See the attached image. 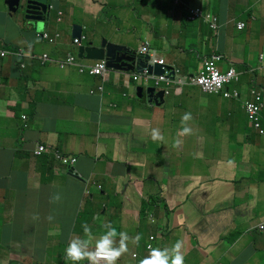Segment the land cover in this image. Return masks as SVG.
Wrapping results in <instances>:
<instances>
[{
  "label": "crops",
  "instance_id": "crops-1",
  "mask_svg": "<svg viewBox=\"0 0 264 264\" xmlns=\"http://www.w3.org/2000/svg\"><path fill=\"white\" fill-rule=\"evenodd\" d=\"M133 1L54 0V4L58 12L80 22L65 31L70 38L78 25L86 41L97 48L106 40L139 53L148 44L151 53L186 76L199 73L206 58L224 55L219 64L223 71L234 68L244 73L240 82L229 86L239 98L187 87L160 107L148 102L149 86L134 82L133 73L109 71L102 79L76 68L40 63L46 54L58 62L76 53L73 39L74 52L59 43L48 44V51L45 42L29 47L2 43L0 50L21 51L24 59L0 62V149L8 152L7 158L0 156V264H12L13 257L16 264H60L73 235L83 237L84 224L99 237L103 225L111 223L130 237L141 234L148 246L152 237L165 233L155 243L158 248H171L182 240L185 259L199 248L217 264H250L264 249L260 231L264 160H257L264 152V136L253 128L243 108L254 85L264 91V0H140L136 26L130 18L133 13H122ZM196 5L204 15L191 21L190 10ZM207 12L221 17L219 33L210 28ZM14 16L8 9L9 23L0 25V33L10 31ZM238 22L247 27L240 30ZM118 23L127 26L125 34L115 27ZM39 32L67 38L62 30ZM130 33L138 40L137 47L128 40ZM17 110L24 124L18 131ZM185 113L192 115L187 124L192 132L180 137ZM153 129H159L163 141H153ZM16 143L35 163L22 157ZM37 145L78 158V173L99 192L91 188L92 198L86 201L82 183L68 177V170L50 163L51 156L42 160L33 156ZM259 170L260 181L251 185ZM47 176L55 184H44ZM236 189L246 193L245 199L236 198ZM218 192L221 209L208 211ZM56 193L62 199L51 203ZM191 214L208 215L209 226H198L189 219ZM9 237L12 241L5 245ZM248 237L254 240L251 250ZM129 250L123 264L145 258L138 253L134 258L137 246L131 243ZM216 257H222L220 262Z\"/></svg>",
  "mask_w": 264,
  "mask_h": 264
},
{
  "label": "clouds",
  "instance_id": "clouds-1",
  "mask_svg": "<svg viewBox=\"0 0 264 264\" xmlns=\"http://www.w3.org/2000/svg\"><path fill=\"white\" fill-rule=\"evenodd\" d=\"M197 1H200V0H197ZM27 3H28L27 0H22L21 8L23 7V9L22 10L20 9L15 16H17V15L22 16L26 22L32 23V22H29V21H27L25 19L26 15L25 16L22 15V12L24 11V9L27 8V7H25V5L28 6ZM194 7L195 8L197 7V8H199L201 10L202 16L200 18H203L204 11H203L202 7L200 5H196ZM53 10H54L53 7H51L49 5V2H48V13H49V16L53 12ZM59 14H61V16L59 15V17H62L63 14L61 12ZM208 15L213 16L210 12H207V16ZM49 16L47 17L46 21H48ZM205 19H206V16H205ZM59 20H60V22H59ZM58 23H61V19H58ZM240 24H245V27L240 28ZM75 26H78V25H75ZM236 26L240 30H243V29H245L247 27V24L245 22H238L236 24ZM210 28H211V26H210ZM213 31L215 33L219 32V31H215V30H213ZM44 34H47V33L37 34V39L39 41H42V42H45V43H49L48 41H44V40L38 38V36H42ZM47 35L51 39L54 40L53 44L49 43L50 45H55L57 43V40L60 38L59 35H56V36H50L49 34H47ZM75 40H78V39H75ZM75 40L73 39V46H75L74 45V41ZM78 41L80 43V46H75L77 48L76 54L69 55L67 57V59H65L63 61H58V62H54L53 60H51V58L48 55H43L41 57V59H40V63L42 65L56 64L60 69L76 68L79 71L80 74H88V75H90V72H89V70L87 68L95 67L96 64L99 63V62H87L84 59L80 60L79 59V49H80L81 46H85L83 44V42L86 41V38L83 36L82 40H78ZM91 44H93V43H91ZM0 52L7 53L6 58H4L0 62H3L5 60H7L9 57H14V58H18V59H24V56L21 53V51L10 53V52H7V51L0 50ZM139 54H140V52H139ZM44 56L48 57V59H49L48 62H45V63L43 62V57ZM214 57H221V60L219 62H217L218 65L221 64V62L224 60V55L216 54V55H214L212 57L206 58L204 60V63H205V61L207 59H213ZM69 58H74L75 59V65L74 66H66V67L62 68L61 64H65L69 60ZM150 59H151V57H150ZM149 61L146 62L147 65L148 66H154V65H149L148 64ZM82 62H87V63H89V64L91 63V64L90 65H83ZM103 62H105V61H103ZM155 65H157V64H155ZM15 67H16V65H15ZM106 67H107V63H106ZM166 67H168V66L165 63V66L163 67V69L165 71H167ZM219 67H220V65H219ZM24 69H25V66L21 64L19 66V70L23 71ZM82 69H85V72L81 73ZM169 69H176V68L172 67V68H169ZM231 69H234V68H231ZM176 70H178V68ZM235 70L240 74L239 80H236V81L230 83L227 86V88H226V90L224 92H221L219 94H211V95H224V96H226V94H230V96H232L233 98L234 97L235 98H239L240 95H239V93L237 91H235L234 93H231L230 89H229V86L231 84L240 82L241 79H242V76L244 75V73H242V72L240 73L237 69H235ZM108 72H109V70L107 69V73H106L105 77H100V76H96V77H100L102 79H106V76H107ZM223 72H227V71H223ZM199 73H197V74H199ZM141 74H133V75L139 76ZM151 74H153V73H151ZM197 74H195V75H197ZM195 75H192V76H195ZM90 76H92V75H90ZM157 77H161V76H157ZM188 77H190V76H188ZM137 82H143V81H137ZM148 86H149V88H154L155 90H157L154 87L153 83H151ZM193 87H198V86H192L191 88H193ZM199 88L202 90L201 87H199ZM100 89L103 90V88H100ZM184 89L185 88H183L182 91ZM157 91L158 92H163V91H160V90H157ZM176 92H178V91L172 92L171 95L173 93L175 94ZM254 92H256L257 94L262 96L263 110H262V112L260 114V118L262 117V115L264 116V91L262 89L258 88L257 85H254L250 89L251 98H250V100H248L244 104L243 108L247 112L249 120L254 125V129L257 132H259L262 136H264V123L260 122L261 126L258 127L257 126V122L251 118V115H250V113L248 112V109H247L248 102H255L256 101V95L254 94ZM207 94H209V93H207ZM164 98L166 99L167 97H165V95H164ZM23 119L25 120V118H23ZM191 119H192L191 113H185L183 115V117L181 118L182 128H181V131L178 133V136L183 137V136H187V135L191 134L192 129L187 126L188 122ZM151 137H152L153 141H163L164 140V136L159 131V129H153L152 132H151ZM179 145H180V140H177L176 141V146L179 147ZM33 156L35 158H37V159L38 158L40 159L42 157L51 156L49 162L54 164V165L57 164L60 168L68 170V177H70V178L82 183V186L85 189V193H84L85 194V200L86 201L87 200H91L93 194L91 193L90 189L91 188H95L97 190V188H96V185H91L90 182H87L86 180H83L82 176L78 173V171H77V167H78V164H79V159L78 158L72 157V156H64V155L60 154L59 152L53 150L52 148L44 146V145H37L35 150L33 151ZM70 173H71V175H70ZM99 190H100V188H99ZM61 199H62L61 195L59 193H56L50 198V202L51 203H59L61 201ZM33 218L34 219H38V216H34ZM51 219H53V217L50 216L49 220H51ZM153 223H156V222L153 221ZM262 226H264V224L260 226V231L264 232V230L261 229ZM82 228H83V237L77 236L75 234L73 235V237L69 240V243H68V245H67V247L65 249V257H64L63 261L60 264H119V262L121 261V258L123 256H125L126 254H128L129 251H130L129 250V243H131L134 246H139V242L142 239L141 234L138 233L134 237H130L127 232H121L119 228L115 227L111 223H106V224L103 225V228L105 229V231L102 234H100L99 237H97L96 235L93 234L92 229H91V227L88 224L82 225ZM164 236H165V233L162 234L159 237H152L151 238L150 244L148 246L149 255L147 257L141 259L139 261V264H188V258L185 259V255H184V252H183L184 245H183V241L182 240H178L171 248H167L166 247V248L161 249V248H158V247L155 246V243L158 241V238H162V240H163ZM133 256H134L135 259H138V257H139L138 254H137V256H135V253H133Z\"/></svg>",
  "mask_w": 264,
  "mask_h": 264
},
{
  "label": "rangeland",
  "instance_id": "rangeland-1",
  "mask_svg": "<svg viewBox=\"0 0 264 264\" xmlns=\"http://www.w3.org/2000/svg\"><path fill=\"white\" fill-rule=\"evenodd\" d=\"M6 1L7 0L0 1V25L9 23V19L7 17H5V14L8 11V8H7L6 4H5ZM49 5L51 7H53L54 10L50 14L48 21H46L45 23H42V24H40V23L39 24L26 23V22L21 21L20 19H18V18H20L19 15L12 17V19H11L12 23H11L10 31L8 33H6V34L0 33V47H1L2 43H8V44L11 45V47H29L30 45L34 44V42H36V41L39 42V43H44V42H41V41H39L37 39V34H38L39 31H45L46 30V31L54 33L56 31H61L62 30L63 35L66 36L67 38L66 39H64V37L63 38H59L57 40V43H59L60 45L64 44L67 52H71V51L74 52V49L71 47L72 37L71 38L69 37L70 33L67 36L65 34V31H66V33H68L69 31H67V28L72 26V24L74 22H77L78 24H80V22H78L77 20H75L73 18L68 17V15L64 14V11L62 12L64 14V16L63 17H59V13L60 12H58L59 9L54 4V0H51V2H49ZM140 5H141L140 0H134L132 2V4L127 5L125 7V9H122V13H124V14H129V12L133 13L130 18H131V21H133V23L135 21V26H136V16H137V18H139V16H140L138 13H136L135 10ZM58 19H61V21L63 23L62 24H58L57 23ZM115 27H119L120 30L122 31L121 33H123V34L126 33L127 26L126 27H121L120 23H118L117 25H115ZM35 28H38L39 30H36ZM39 33H41V32H39ZM89 33H90V31L87 32L88 35H89ZM47 34H49V33H47ZM83 36L86 38V35H84V33H83ZM59 37H60V35H59ZM127 38H128V40L130 42L134 43L135 47L138 46V40L136 39V37H134V34L130 33L127 36ZM45 44H47L46 45V50L47 51L50 50V46H49L50 44L49 43H45ZM83 44L85 46H88L91 43L88 42V41H84ZM39 48H40V46H39ZM39 48H38V52H39ZM39 54H40V52H39ZM73 54H76V53H73ZM82 63H86V62H82ZM259 74H260V72H259ZM259 74L257 72L255 75L248 76V78H253V77H255V76L259 75ZM243 76H242V78H243ZM15 113L17 114V119L16 120H17V131H18V128L23 126L24 124L21 121L22 115H20V110H17ZM18 141L19 140H18V137H17V143H18ZM17 143L15 144L14 147L17 148V150L19 152H21L22 157H24L28 161V163L30 165L35 163L31 156L26 155V154H24L22 152V150L20 148V145H18ZM8 149H10V147H8ZM0 156H2L4 158H7L8 157V152L7 151H1V149H0ZM42 159H44V157L40 158L39 160H42ZM257 160L262 163V161L264 160V152L258 153ZM44 172H45V174L47 173L46 170H44ZM261 172H262L261 170L257 171V174L255 175V178H257L256 181H260L258 178H259V174ZM232 181H234V185L236 186V179L233 178ZM43 183L44 184L51 183L52 185L55 184V183H53V182H51L49 180L48 176L44 180ZM263 194H264V191H263ZM245 197H246V193L245 192H241L239 189H236V198L243 200V199H245ZM220 200H221V195L218 192L217 195H216L215 203L209 205L207 210L209 211L211 209V207H214V209H217V210L221 209L222 205L220 203H218V201H220ZM83 213H86V211H84ZM191 216L192 217L189 218V219L194 220V222L198 226L208 227L209 224H210L207 221V219L210 218V217H208V215H206V214H199L197 216L191 214ZM164 222L166 223V219L165 218H164ZM0 228H2L1 223H0ZM241 233L242 232L240 231L239 234H241ZM227 234H229V232H227L225 235H227ZM12 238L13 237L7 238L4 244L5 245L10 244V242L12 241ZM253 242H254V240H253L252 237H250V238L248 237L247 238V245H248V249L249 250L252 249ZM135 253L140 254L142 257H147L149 255V252H148V241H147V239L144 236H142V239L140 240L139 246H137V250L135 251ZM128 256H129V254H126L125 256H123L121 258L122 264H123V262L125 260H128V259H126ZM187 258H188V264H217L218 263L217 261L212 259L208 253H206L203 250H200L199 248H195L194 250L190 251L189 252V257H187ZM216 259L220 262L222 257H216ZM16 260H17V258L13 257L12 258V264H16L15 263ZM136 264H139V261H137ZM250 264H264V249L261 252H259L258 255L256 257H254L250 261Z\"/></svg>",
  "mask_w": 264,
  "mask_h": 264
},
{
  "label": "built area",
  "instance_id": "built-area-1",
  "mask_svg": "<svg viewBox=\"0 0 264 264\" xmlns=\"http://www.w3.org/2000/svg\"><path fill=\"white\" fill-rule=\"evenodd\" d=\"M61 16V14H59ZM202 16V12L199 8H192L190 10V20L195 21ZM206 20L211 24V28L215 31H218V20L213 16L208 15ZM60 22V20H59ZM245 27V24H240V28ZM219 33V32H217ZM58 37V36H57ZM39 39L44 41H48L53 44L54 40L51 39L47 34L42 36H38ZM75 46H80L78 40L74 41ZM140 54L150 55L151 59L149 61V65H160L162 67L165 66V61L162 58L157 57L155 53H151L150 47L148 44H145L140 51ZM7 53L0 52V61L6 58ZM221 60V57H214L213 59H207L204 63L203 69L199 74L195 76H185L180 70L169 69L165 71L164 75L161 77L154 76L149 72L148 69H145L143 73L139 76L134 77V81H143L146 85L154 84V87L157 90L163 91L165 97H169L174 91H182L183 88L198 86L201 87L205 93L209 94H219L224 92L227 86L239 80L240 74L235 69H230L227 72H223L219 67L218 63ZM49 59L47 56L43 57V62H48ZM75 59L69 58V60L65 64H61V67L64 68L66 66H74ZM92 76H100L105 77L107 73V67L105 62H99L95 67L87 68ZM85 72V69L81 70V73ZM102 91V89H100ZM256 95L255 102H248V112L251 115V118L257 122V126L260 127V114L263 110L262 96L254 92ZM226 96H230V94H226ZM264 230V226L261 227Z\"/></svg>",
  "mask_w": 264,
  "mask_h": 264
},
{
  "label": "water",
  "instance_id": "water-1",
  "mask_svg": "<svg viewBox=\"0 0 264 264\" xmlns=\"http://www.w3.org/2000/svg\"><path fill=\"white\" fill-rule=\"evenodd\" d=\"M28 6L26 8L25 19L32 23L42 24L46 22L48 13L47 0H27ZM22 0H8L6 5L9 9L10 15L14 16L21 8ZM83 28L80 26H74L72 29V38L82 40ZM79 59L87 62H103L107 63V69L109 71L121 72V73H133L141 74L144 69H148L150 73L155 76H163V67L159 65L148 66L146 62L150 60L149 55H143L139 53H133L125 46H117L108 43L106 40L102 41L100 47H94L93 44L81 46L79 49ZM168 71L169 68L166 67ZM138 98L142 99L143 89H138ZM147 100L149 103H154L160 107L164 105L165 98L163 92H158L154 88H149L146 91ZM71 175V173H70Z\"/></svg>",
  "mask_w": 264,
  "mask_h": 264
},
{
  "label": "trees",
  "instance_id": "trees-1",
  "mask_svg": "<svg viewBox=\"0 0 264 264\" xmlns=\"http://www.w3.org/2000/svg\"><path fill=\"white\" fill-rule=\"evenodd\" d=\"M215 11H216V10H215ZM212 12H214V11H212ZM212 12H211V14L213 15V17L216 18V19L218 20V22H220V21H221V17L218 16V15H216V14H214V13H212ZM218 14H219V13H218ZM152 86H153V85H152ZM249 93H250V91H249ZM249 100H250V99H249ZM246 102H247V101H246ZM260 121H261V123H264V116H263V115H262V117L260 118ZM253 128H254V127H253ZM262 173H263V175H264V172H262ZM256 179H257V178H255V180H253V181L251 180V181H252V182H251V185H254V184H257V183H258V181H256ZM257 232H258V231H256L255 233L258 234ZM159 240H162V238H158V241H159ZM156 247H157V246H156Z\"/></svg>",
  "mask_w": 264,
  "mask_h": 264
},
{
  "label": "flooded vegetation",
  "instance_id": "flooded-vegetation-1",
  "mask_svg": "<svg viewBox=\"0 0 264 264\" xmlns=\"http://www.w3.org/2000/svg\"><path fill=\"white\" fill-rule=\"evenodd\" d=\"M25 7H27V5H25ZM25 12H26V9H24V11L22 12V15L25 16Z\"/></svg>",
  "mask_w": 264,
  "mask_h": 264
}]
</instances>
